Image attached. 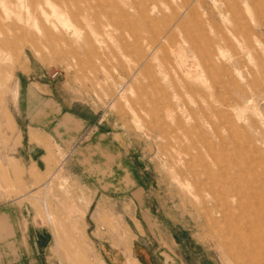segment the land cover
I'll return each mask as SVG.
<instances>
[{
  "label": "rangeland",
  "instance_id": "1",
  "mask_svg": "<svg viewBox=\"0 0 264 264\" xmlns=\"http://www.w3.org/2000/svg\"><path fill=\"white\" fill-rule=\"evenodd\" d=\"M1 223L0 264H264V0H0Z\"/></svg>",
  "mask_w": 264,
  "mask_h": 264
},
{
  "label": "crops",
  "instance_id": "2",
  "mask_svg": "<svg viewBox=\"0 0 264 264\" xmlns=\"http://www.w3.org/2000/svg\"><path fill=\"white\" fill-rule=\"evenodd\" d=\"M30 140H34V135H30ZM12 224V223H11ZM3 234V226L0 224V236ZM9 241H13L11 244L12 248H9L11 251L12 262L11 264H19L18 262V253L17 247H15V242L11 236ZM103 244L99 243L96 245V249L99 257L102 259L104 264H158L155 263L148 247L143 246L144 244L140 242H133L131 252L128 255L122 250L113 249L112 247L102 246ZM8 249V250H9ZM159 260V259H158Z\"/></svg>",
  "mask_w": 264,
  "mask_h": 264
}]
</instances>
